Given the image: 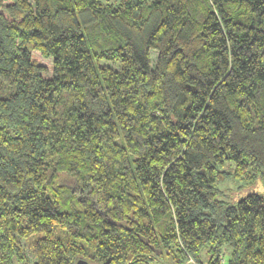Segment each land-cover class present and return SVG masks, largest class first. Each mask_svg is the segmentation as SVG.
<instances>
[{"label":"trees","instance_id":"16d2710c","mask_svg":"<svg viewBox=\"0 0 264 264\" xmlns=\"http://www.w3.org/2000/svg\"><path fill=\"white\" fill-rule=\"evenodd\" d=\"M230 178L264 186V0H0V264H264Z\"/></svg>","mask_w":264,"mask_h":264},{"label":"rangeland","instance_id":"374dc122","mask_svg":"<svg viewBox=\"0 0 264 264\" xmlns=\"http://www.w3.org/2000/svg\"><path fill=\"white\" fill-rule=\"evenodd\" d=\"M102 1H112V0H102ZM155 53L152 52V57L154 59ZM223 169L227 170L228 172L233 171V164L229 160L225 163V166ZM219 188L221 190L220 193V198L225 199L227 201L237 199L241 196H244L248 192H258V193H264V186L262 185L261 181L259 178H256L254 183L252 184H245L241 180H237L234 178L228 179L225 183H220ZM33 261H35V258L33 257ZM29 261V262H33ZM11 264H30L26 261V259H18L14 260ZM90 264H99V263H94L90 262Z\"/></svg>","mask_w":264,"mask_h":264},{"label":"water","instance_id":"95a60500","mask_svg":"<svg viewBox=\"0 0 264 264\" xmlns=\"http://www.w3.org/2000/svg\"><path fill=\"white\" fill-rule=\"evenodd\" d=\"M76 264H90L88 261L84 260V259H78L76 261Z\"/></svg>","mask_w":264,"mask_h":264}]
</instances>
